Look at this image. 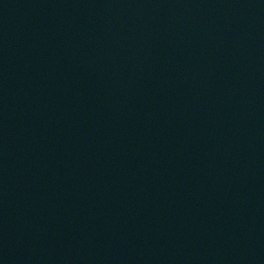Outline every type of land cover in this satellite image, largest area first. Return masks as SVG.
Returning a JSON list of instances; mask_svg holds the SVG:
<instances>
[{"label": "water", "instance_id": "water-1", "mask_svg": "<svg viewBox=\"0 0 264 264\" xmlns=\"http://www.w3.org/2000/svg\"><path fill=\"white\" fill-rule=\"evenodd\" d=\"M0 264H264V0H0Z\"/></svg>", "mask_w": 264, "mask_h": 264}]
</instances>
